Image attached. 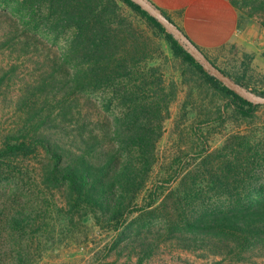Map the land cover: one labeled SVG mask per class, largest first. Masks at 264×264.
Segmentation results:
<instances>
[{
  "label": "rangeland",
  "instance_id": "374dc122",
  "mask_svg": "<svg viewBox=\"0 0 264 264\" xmlns=\"http://www.w3.org/2000/svg\"><path fill=\"white\" fill-rule=\"evenodd\" d=\"M116 2L117 13L110 21L125 30L126 46L137 40L143 49L139 71L131 80L93 91L90 98L107 107L106 117L112 119L124 111L120 99L108 103L119 95L118 88L128 84L138 95L139 89L145 93L163 90L167 111L156 143V161L133 205L137 211L129 216L150 225L149 237L156 242L158 231L164 239L173 237L179 233L175 224H183L197 211L221 209L251 197L249 192L256 188L264 189V104L242 115L234 98L213 88L197 68L173 53L164 33L122 0ZM8 6L5 11L0 6V146L8 131L23 133L33 127L37 114L47 113L50 91L37 88L50 74V64L62 61L74 34L73 28L54 30L45 21L43 9L28 20L24 8ZM247 11L238 10L241 19L260 28L263 14L255 12L249 19ZM24 23V28L16 29ZM171 34L209 73L179 36ZM205 53L218 68L244 75L249 88H242L252 96L256 95L251 91L264 90V50L256 55L227 43ZM46 160L42 148L30 157H0V264H134L136 257L129 250H110L114 232L106 231L91 216L80 217L81 210L72 211L60 192L41 183ZM152 192L158 194L157 201L143 211ZM176 201L180 203L177 211ZM159 244L142 264L230 262L229 257L194 252L174 242ZM250 253L243 262L240 257L232 264H264V248Z\"/></svg>",
  "mask_w": 264,
  "mask_h": 264
},
{
  "label": "trees",
  "instance_id": "16d2710c",
  "mask_svg": "<svg viewBox=\"0 0 264 264\" xmlns=\"http://www.w3.org/2000/svg\"><path fill=\"white\" fill-rule=\"evenodd\" d=\"M122 1L165 34L176 56L197 68L213 88L234 98L242 115L248 116L259 106L204 70L142 6L133 0ZM229 1L237 10H248L249 19L255 12L262 13L264 26V0ZM9 3L24 8L28 20L43 9L45 21L54 30L73 28L74 34L62 61L50 64V74L37 88L41 91L48 87L50 91V105L43 103L48 105L47 113L37 114L33 127L23 133L8 131L0 146L1 158L30 157L42 148L47 160L41 183L49 190L60 192L72 211L81 210L80 217L91 216L106 231L114 232L110 250L118 253L129 250L136 257L134 264H142L154 254L159 243L166 241L194 252L229 257V264L240 257L243 262L248 253L253 255L256 248H264L263 188H256L249 192L251 197L237 199L224 208L202 209L191 214L183 224H175L178 234L164 239L166 236L163 238L158 231L156 242L149 237L150 225L139 223V218L129 220L137 211L133 205L156 161V143L161 136L167 102L162 89L148 93L139 89L138 95L133 86L126 84L118 88V96L108 101L110 104L113 98L120 99L124 111L108 119L107 107L101 108L90 98L93 91L113 87L125 78L131 80L130 76L139 71L143 49L137 40L126 46L125 30L110 21L117 13L116 0H0L4 11ZM159 10L180 28L165 11ZM18 20L28 23L23 18ZM21 26L24 28L25 23L16 29L20 30ZM244 55L251 57L249 53ZM67 56L69 62L65 60ZM218 69L241 87L249 88L244 75ZM251 92L264 96V90ZM150 195L151 200L143 211L157 201L158 194ZM179 204V201L174 204L175 211L179 210Z\"/></svg>",
  "mask_w": 264,
  "mask_h": 264
},
{
  "label": "crops",
  "instance_id": "0c3cea01",
  "mask_svg": "<svg viewBox=\"0 0 264 264\" xmlns=\"http://www.w3.org/2000/svg\"><path fill=\"white\" fill-rule=\"evenodd\" d=\"M165 11L203 51L236 43L246 51L264 50V26L243 21L229 0H149ZM257 55V53H256Z\"/></svg>",
  "mask_w": 264,
  "mask_h": 264
},
{
  "label": "water",
  "instance_id": "95a60500",
  "mask_svg": "<svg viewBox=\"0 0 264 264\" xmlns=\"http://www.w3.org/2000/svg\"><path fill=\"white\" fill-rule=\"evenodd\" d=\"M147 10L150 15L155 17L168 31L179 36V41L185 46L192 54H194L205 68L216 79L222 81L225 85L230 87L240 97L254 103L264 104V96H252L240 85L235 83L228 75L220 71L184 33L172 21H170L159 9H157L151 2L147 0H133Z\"/></svg>",
  "mask_w": 264,
  "mask_h": 264
}]
</instances>
